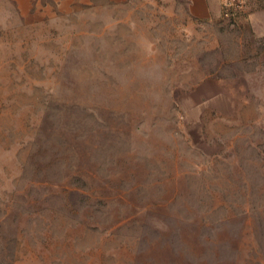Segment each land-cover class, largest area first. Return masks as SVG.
I'll return each instance as SVG.
<instances>
[{
    "label": "rangeland",
    "instance_id": "rangeland-1",
    "mask_svg": "<svg viewBox=\"0 0 264 264\" xmlns=\"http://www.w3.org/2000/svg\"><path fill=\"white\" fill-rule=\"evenodd\" d=\"M0 0V264H264V0Z\"/></svg>",
    "mask_w": 264,
    "mask_h": 264
},
{
    "label": "crops",
    "instance_id": "crops-1",
    "mask_svg": "<svg viewBox=\"0 0 264 264\" xmlns=\"http://www.w3.org/2000/svg\"><path fill=\"white\" fill-rule=\"evenodd\" d=\"M194 6H202L203 11L214 15L221 13L222 1L223 0H190Z\"/></svg>",
    "mask_w": 264,
    "mask_h": 264
},
{
    "label": "built area",
    "instance_id": "built-area-1",
    "mask_svg": "<svg viewBox=\"0 0 264 264\" xmlns=\"http://www.w3.org/2000/svg\"><path fill=\"white\" fill-rule=\"evenodd\" d=\"M248 0H225L224 11L228 17L234 16L238 11L242 10Z\"/></svg>",
    "mask_w": 264,
    "mask_h": 264
}]
</instances>
